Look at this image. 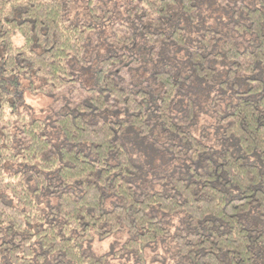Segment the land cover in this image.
Wrapping results in <instances>:
<instances>
[{
  "label": "trees",
  "instance_id": "16d2710c",
  "mask_svg": "<svg viewBox=\"0 0 264 264\" xmlns=\"http://www.w3.org/2000/svg\"><path fill=\"white\" fill-rule=\"evenodd\" d=\"M133 1L124 43L136 36L142 46L133 53L139 85L114 82L109 68L119 59L109 54L89 108L55 117L63 141L52 149L47 123L19 106L25 92L73 83L66 62L80 61L85 17L96 7L0 0V264H106L126 255L145 264L146 248L165 241L175 248L173 264H264V0ZM70 4L82 6L73 19ZM109 96L124 121L90 117L111 111ZM148 110L169 140L186 145L158 149L157 171L143 156L158 189L120 140L125 132L146 141ZM184 117L198 138L179 125ZM118 233L116 249L89 250Z\"/></svg>",
  "mask_w": 264,
  "mask_h": 264
},
{
  "label": "rangeland",
  "instance_id": "374dc122",
  "mask_svg": "<svg viewBox=\"0 0 264 264\" xmlns=\"http://www.w3.org/2000/svg\"><path fill=\"white\" fill-rule=\"evenodd\" d=\"M138 2L132 0H93V6L96 7L97 13L92 15L90 12L87 13L85 17V26L87 35L84 41V50L80 61L71 58L66 62L69 66V71L72 76L73 83L68 87L60 90H53L49 94H36L32 95L30 92H25L23 95L22 103L19 106V110L22 114L30 115L33 118H39L47 123L45 133L52 141V149H55L58 143L62 142V136L57 131L54 124V119L63 111L66 112H79L78 106H84L85 110L89 108V103L92 102L91 95L94 90L98 88L96 71L100 68L101 61L106 59L109 54H114L118 57L119 63L112 64L109 68V73L111 74L114 82L120 87L134 88L136 84L135 80L138 75L139 70L137 69L135 58L133 56L134 52L138 50L135 47H140L137 42L136 36L134 38L135 43H124L129 35H131L128 23L129 19L125 16L132 10V5H136ZM66 11V17L73 19L75 14L82 10V6H72ZM109 13V14H108ZM107 17H105V15ZM80 17V15H77ZM125 27V29H124ZM127 42V41H126ZM138 45V46H137ZM142 71L146 65L140 63ZM136 68V71L134 70ZM143 85V84H141ZM108 102L111 105L110 112H100L95 113L94 116L90 114L95 121L107 120L111 123L121 122L125 120V115L123 114L124 108L121 106L120 102L114 97L109 96ZM180 105L178 104L174 109L178 114H182L179 110ZM149 111V118L147 123L149 124V132L146 135V143L144 141L136 140L133 137L131 140L136 141L137 146L131 143L127 138H123L125 132H122L120 136L121 142L127 147L131 156L136 160L138 169H143L148 174V178L153 180L155 188H162L157 180V176L153 173L151 168H148L146 163H144V155L149 156L150 163L155 164V171L159 169L160 166H164L161 153L158 151L168 150L170 145L178 146L179 149H185L186 145L183 143L182 138L176 137L175 139H170L166 131L165 126L155 118L154 111ZM84 116H89L88 113L81 111ZM115 113V115H114ZM110 114V115H109ZM203 120H205L202 117ZM202 119L197 121L196 126L202 123ZM205 125L210 126L209 122L211 119L206 120ZM179 125L184 129H189L191 135L197 137V130L193 128V121H188L184 118L177 119ZM200 123V124H199ZM192 124L191 127H189ZM210 132V130H208ZM119 136V133H118ZM127 136V135H126ZM124 136V137H126ZM144 142V143H143ZM188 144V143H187ZM187 156L192 152L191 145L188 144ZM142 179V178H141ZM147 181V180H146ZM137 182V181H136ZM28 184L31 185L32 181L28 180ZM111 198L107 197L106 201L109 203ZM109 205V204H108ZM179 217L173 216L171 222L173 225L178 223ZM124 234L118 233L115 237H108L103 240L94 239L88 244L89 250L95 254H105L113 249H116L120 242L123 240ZM175 262V248L170 243V241L159 242L157 244H151L146 248L145 251V264H173ZM106 264H137L134 261L133 256H124L121 258H114L112 256L107 257ZM186 264V263H183Z\"/></svg>",
  "mask_w": 264,
  "mask_h": 264
}]
</instances>
